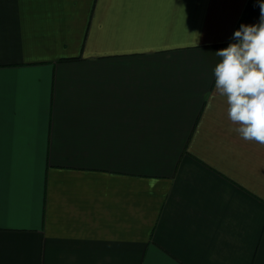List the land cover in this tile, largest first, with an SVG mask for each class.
Listing matches in <instances>:
<instances>
[{
  "label": "crops",
  "instance_id": "0c3cea01",
  "mask_svg": "<svg viewBox=\"0 0 264 264\" xmlns=\"http://www.w3.org/2000/svg\"><path fill=\"white\" fill-rule=\"evenodd\" d=\"M262 0H0V264H264V146L213 70Z\"/></svg>",
  "mask_w": 264,
  "mask_h": 264
},
{
  "label": "clouds",
  "instance_id": "9594fccd",
  "mask_svg": "<svg viewBox=\"0 0 264 264\" xmlns=\"http://www.w3.org/2000/svg\"><path fill=\"white\" fill-rule=\"evenodd\" d=\"M256 24H241L213 70V96L226 98L228 118L236 125L230 131L244 141L264 146V0Z\"/></svg>",
  "mask_w": 264,
  "mask_h": 264
}]
</instances>
